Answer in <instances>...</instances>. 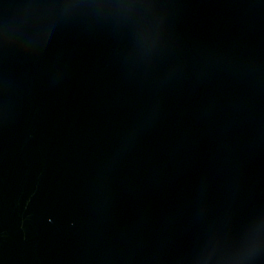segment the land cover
<instances>
[{
  "label": "water",
  "instance_id": "95a60500",
  "mask_svg": "<svg viewBox=\"0 0 264 264\" xmlns=\"http://www.w3.org/2000/svg\"><path fill=\"white\" fill-rule=\"evenodd\" d=\"M0 264H264V0H0Z\"/></svg>",
  "mask_w": 264,
  "mask_h": 264
}]
</instances>
